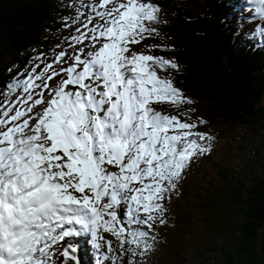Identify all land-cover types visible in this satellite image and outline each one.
<instances>
[{
    "label": "snow or ice",
    "instance_id": "obj_1",
    "mask_svg": "<svg viewBox=\"0 0 264 264\" xmlns=\"http://www.w3.org/2000/svg\"><path fill=\"white\" fill-rule=\"evenodd\" d=\"M248 2L256 6L249 18L264 19V0ZM80 4L71 25L65 18L71 34L63 43L72 51L51 59L41 52L0 88V264H57L58 247L59 264H81L84 236L96 264L144 255L154 225L165 223L166 201L211 147L212 137L195 131L202 118L189 123L152 106L192 103L154 70L178 69L174 60L132 51L158 34L149 25L159 7Z\"/></svg>",
    "mask_w": 264,
    "mask_h": 264
},
{
    "label": "trees",
    "instance_id": "obj_2",
    "mask_svg": "<svg viewBox=\"0 0 264 264\" xmlns=\"http://www.w3.org/2000/svg\"><path fill=\"white\" fill-rule=\"evenodd\" d=\"M194 2L188 8L177 0H158L166 20L157 27L155 37L180 64L168 76L185 97L201 103L198 108L180 106L179 114H204L212 133L223 124L231 129L247 127L245 134L254 135L264 128V32L248 24L245 30L251 39L244 40L227 25L224 3L228 0ZM80 7V0H0V88L17 72L26 74L29 61L41 52L51 59L54 42L69 33L65 18L71 25ZM204 165L206 177L211 175L222 183L209 200L210 209L218 212L223 205L236 206L237 202L241 207L242 219L236 223L239 250L236 258L223 252L224 264H264V236L259 252L253 248L264 223V168L260 166L262 172L257 169V173L249 166L247 178L231 172L221 159L206 160Z\"/></svg>",
    "mask_w": 264,
    "mask_h": 264
},
{
    "label": "rangeland",
    "instance_id": "obj_3",
    "mask_svg": "<svg viewBox=\"0 0 264 264\" xmlns=\"http://www.w3.org/2000/svg\"><path fill=\"white\" fill-rule=\"evenodd\" d=\"M177 1L188 8H192L196 5L194 0ZM233 1V5L228 9L226 8L224 14L227 17V25L233 27L242 39H251L249 33L245 30L248 24H245L239 19L251 17L256 7L253 5V8L246 9L244 13H242V9L237 10L236 8L242 7L240 3L244 6L249 4L248 0ZM146 2H148V0H146ZM150 2L157 5L160 9L158 20L149 25L157 29V27L166 20V16L161 12L158 0H150ZM257 19L258 18H256V20ZM261 24L264 25V20L261 21ZM71 27L74 29L75 26ZM70 34L71 29L67 36L54 42L55 46L50 50L51 58L55 52L61 49L68 52L72 51L63 43L65 38ZM149 40L151 42L150 44L142 42L140 44L131 45L132 51L164 57L174 60V62L180 65L175 58L167 52L169 49L163 47V43H160V41L157 42L155 35L150 37ZM149 40L148 38L145 39L146 42ZM57 45H60V48H57ZM148 46L157 47H153L151 51H149ZM154 70L157 72L158 77L171 80L174 87L179 89L168 76L169 72L172 70L177 71L178 69L166 67L164 70H161L159 67H156ZM183 95L185 94L183 93ZM189 99L192 101L190 104H172L165 105L164 107L154 104L153 107L157 111H161L165 114L177 115L181 120H185L187 117V122L189 123L197 121L198 118L204 120L202 116L204 114L202 113L201 115L192 113L185 115V117L179 114L178 108L180 106H192L194 108L201 106V103L195 102L192 98ZM210 124L211 123L208 121V123H203L205 127L199 126V124L197 129H195L197 132L205 133L212 137L211 141L206 142L211 145L210 150L206 154L193 159L190 167L180 180L176 192L171 195L169 201H166L165 207L167 208V212L164 216L165 223L161 225L157 222L154 225V231L149 233L150 236L156 237L155 241H149V243L153 245L152 248L142 256L138 255L133 257L129 253L122 257L124 264H128L129 261L133 262V264H224L222 253L226 251L236 258V252L239 250L240 246V238L236 223L242 219V214L240 212L241 207L237 202L236 206L223 205L224 209L221 208L218 212L210 209L209 200L211 197L217 195V189H220L222 183L220 184L217 182V179L211 175L206 177L204 163L206 160L210 162L217 158L224 161L228 169L238 175L242 176L244 174L243 176L246 175V177L249 178V166L251 169H253L252 167L256 168V172L258 173L257 169L261 170L260 166L264 168V128L262 131L255 130L254 135H250L245 134L247 127L237 126L231 129L222 124L221 128H218L217 131L214 130L215 133H212L213 128ZM261 172L259 173L261 174ZM133 227L143 228V226L139 225H133ZM143 230L148 231L147 228H143ZM102 235H104L106 239L112 241L116 252L120 251L118 241H116L110 233H102ZM263 236L264 223L258 228L253 243V248L256 253L260 250ZM83 239L86 240L87 245ZM79 243V246L86 245L88 249V256L87 250L82 254V262L86 264H96L95 250L91 246L89 238L86 236L80 237ZM125 247L134 249L135 245H125ZM61 251L62 249L58 247L57 264L63 260V257L60 255ZM137 251H139V249H137Z\"/></svg>",
    "mask_w": 264,
    "mask_h": 264
}]
</instances>
